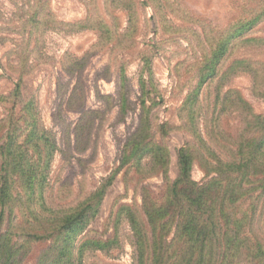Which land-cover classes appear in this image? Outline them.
Listing matches in <instances>:
<instances>
[{
  "label": "trees",
  "instance_id": "trees-1",
  "mask_svg": "<svg viewBox=\"0 0 264 264\" xmlns=\"http://www.w3.org/2000/svg\"><path fill=\"white\" fill-rule=\"evenodd\" d=\"M85 4L86 17L71 23L58 22L46 0L30 5L24 21L28 36L22 51L17 52L23 71L29 70V55L39 47L48 27L69 33L94 30L97 44L110 45L111 49L122 50L131 43L137 21L134 0H104L103 13L97 0ZM116 9L127 14L122 32L118 31L119 18L113 14ZM251 25L238 23L232 34L221 35L210 44L199 83L181 107L182 125L194 142L177 150L173 180L167 175L168 149L151 137L153 105L145 103L141 77L138 126L122 146L119 165L81 201L53 210L47 206V171L57 148L55 134L42 127L32 98L20 99L21 79L10 94L0 95L1 102L11 103L10 113L0 119V264H22L28 254L32 264H84L88 251L120 248L123 225L129 233L132 264H264V112H254L239 91L224 89L225 82L237 72H247L254 86L262 77L246 59L238 58L225 68L222 65L230 41L237 35L243 38L242 32ZM31 42L34 47L28 49ZM67 56L62 64L67 73L84 67L85 57ZM123 74L121 68L120 80ZM206 81L211 90L213 87L214 96L201 106L199 96ZM76 90L73 88L71 96ZM122 102L124 107V98ZM96 113L84 111L82 118ZM233 114L235 125L229 122ZM78 127L79 143L81 131L86 130L85 126ZM158 128L169 126L164 123ZM194 162L204 173L200 182L191 178ZM122 168L126 186L134 178L142 184V180L160 175L165 182L161 194L155 196L142 184L140 205L118 204L107 238H87L76 246L73 242L98 213L102 198ZM37 245L40 247L35 253Z\"/></svg>",
  "mask_w": 264,
  "mask_h": 264
},
{
  "label": "rangeland",
  "instance_id": "rangeland-1",
  "mask_svg": "<svg viewBox=\"0 0 264 264\" xmlns=\"http://www.w3.org/2000/svg\"><path fill=\"white\" fill-rule=\"evenodd\" d=\"M36 1L0 0V95L10 94L21 79L20 99L32 98L42 127L55 134L57 148L47 171L50 187L47 206L53 210L81 201L119 165L122 146L138 126L141 77L145 103L153 105L152 140L168 149L167 175L170 180L176 177L177 150L194 142L182 125V104L199 83L202 61L210 44L221 35L232 34L238 23L252 25L242 32L243 38L237 35L230 41V50L222 65L225 68L238 58L246 59L260 70L262 80L254 86L247 72H237L225 82L224 89L239 91L254 112H264V0H134L135 33L131 43L122 50L111 49L110 45L99 46L97 33L91 29L69 33L48 27L39 47L29 55V70L23 71L17 52L22 51L26 42L28 35L24 27L28 25L24 21L29 17L30 5ZM86 1L46 0L50 13L60 23L85 18ZM103 1L97 0L101 13ZM113 14L119 18L118 31L122 32L127 25L126 11L116 9ZM104 17L112 24L109 17ZM33 47L31 42L28 49ZM65 55L85 57L84 67L67 73L62 67ZM121 68L123 80H120ZM207 82L201 83V106L214 96L213 87L211 90ZM10 108L11 103L0 101V119L10 113ZM84 111L97 113L82 118ZM236 121L235 115H231L229 122L235 125ZM164 123L169 128L160 130L158 127ZM79 125L85 126L86 132L81 131L78 143ZM124 174L122 168L102 198L98 213L73 244L77 246L87 238H107L112 233L110 219L117 205H140L142 184L148 185L155 196L164 188L160 175L142 180V184L134 178L126 186ZM191 178L196 182L204 179L196 162ZM14 213L18 215L17 211ZM121 237L120 248L86 252L84 264H132V247L125 225ZM39 247L35 246L33 251L36 253ZM22 264H32L31 254Z\"/></svg>",
  "mask_w": 264,
  "mask_h": 264
}]
</instances>
